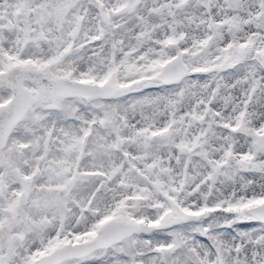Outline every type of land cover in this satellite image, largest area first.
<instances>
[{"label": "snow or ice", "instance_id": "snow-or-ice-1", "mask_svg": "<svg viewBox=\"0 0 264 264\" xmlns=\"http://www.w3.org/2000/svg\"><path fill=\"white\" fill-rule=\"evenodd\" d=\"M0 264H264V0H0Z\"/></svg>", "mask_w": 264, "mask_h": 264}]
</instances>
